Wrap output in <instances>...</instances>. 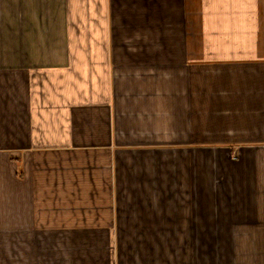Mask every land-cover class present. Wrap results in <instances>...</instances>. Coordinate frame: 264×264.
<instances>
[{
    "label": "crops",
    "instance_id": "obj_1",
    "mask_svg": "<svg viewBox=\"0 0 264 264\" xmlns=\"http://www.w3.org/2000/svg\"><path fill=\"white\" fill-rule=\"evenodd\" d=\"M0 264H264V0H0Z\"/></svg>",
    "mask_w": 264,
    "mask_h": 264
}]
</instances>
